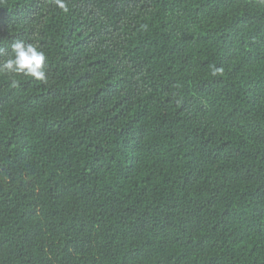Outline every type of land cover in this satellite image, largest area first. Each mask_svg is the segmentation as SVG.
I'll return each instance as SVG.
<instances>
[{"label": "trees", "instance_id": "16d2710c", "mask_svg": "<svg viewBox=\"0 0 264 264\" xmlns=\"http://www.w3.org/2000/svg\"><path fill=\"white\" fill-rule=\"evenodd\" d=\"M66 3L0 0V264H264V4Z\"/></svg>", "mask_w": 264, "mask_h": 264}, {"label": "clouds", "instance_id": "9594fccd", "mask_svg": "<svg viewBox=\"0 0 264 264\" xmlns=\"http://www.w3.org/2000/svg\"><path fill=\"white\" fill-rule=\"evenodd\" d=\"M56 8L64 13L69 12L66 0H50ZM264 4V0H259ZM141 30H147L148 25H140ZM5 49L0 48V55H5ZM47 56L38 44L26 43L17 40L11 44V50L7 53V58L0 61V75L15 76L21 75L31 77L37 82H47ZM223 72L222 68L213 67L212 74L217 75ZM12 87H18L19 81L13 79Z\"/></svg>", "mask_w": 264, "mask_h": 264}]
</instances>
